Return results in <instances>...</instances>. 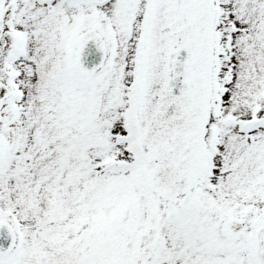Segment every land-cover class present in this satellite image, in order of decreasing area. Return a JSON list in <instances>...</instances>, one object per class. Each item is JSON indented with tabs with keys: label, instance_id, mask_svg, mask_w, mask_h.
Returning a JSON list of instances; mask_svg holds the SVG:
<instances>
[{
	"label": "snow or ice",
	"instance_id": "obj_1",
	"mask_svg": "<svg viewBox=\"0 0 264 264\" xmlns=\"http://www.w3.org/2000/svg\"><path fill=\"white\" fill-rule=\"evenodd\" d=\"M0 264H264V0H0Z\"/></svg>",
	"mask_w": 264,
	"mask_h": 264
}]
</instances>
